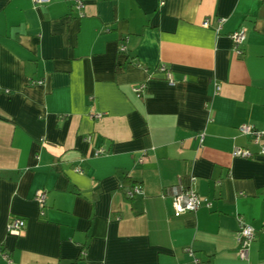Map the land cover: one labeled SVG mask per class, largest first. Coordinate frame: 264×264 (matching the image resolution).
<instances>
[{"label": "crops", "instance_id": "1", "mask_svg": "<svg viewBox=\"0 0 264 264\" xmlns=\"http://www.w3.org/2000/svg\"><path fill=\"white\" fill-rule=\"evenodd\" d=\"M82 13L0 0V264H194L188 248L202 264H264V156L238 130H264V0H85ZM177 185L211 206L174 216Z\"/></svg>", "mask_w": 264, "mask_h": 264}, {"label": "built area", "instance_id": "2", "mask_svg": "<svg viewBox=\"0 0 264 264\" xmlns=\"http://www.w3.org/2000/svg\"><path fill=\"white\" fill-rule=\"evenodd\" d=\"M34 3H46L49 0H31ZM73 7L77 11L78 16H81L82 10L84 8L85 0H72ZM224 19L219 18L217 20V29H219L220 25ZM202 27L209 26V20L206 18L201 23ZM231 42H232V49L236 54L241 53L240 46L244 42L245 39V29L240 28L229 35ZM119 50L121 52L125 51V47L123 45H119ZM157 71L164 74L165 78L167 79L168 83H172L173 79L171 78V74L167 67L164 64H160L157 67ZM32 84H41V80H33L31 81ZM145 89V83H140L132 88V91L137 95L141 96ZM218 90V87L216 88ZM96 118L100 117V114L94 115ZM239 132L242 135L248 136L251 141L258 145L259 150L258 154L264 156V130H257L249 125H241L238 128ZM200 141H202V135L200 136ZM99 150L96 153H100ZM233 156L236 157H244V158H251L254 154L245 148L235 147L232 151ZM142 193V188L139 184H133L125 189L124 194L128 197H133L135 195H139ZM171 196H172V209L174 216H180L185 213H194L198 208L201 206L210 207L211 202L208 201L206 198L197 194V192L192 188H185L182 185H177L171 189ZM46 199V193L44 190H37L34 195V200L38 204L39 208L42 209L44 207ZM25 228V222L22 218L17 216L10 217L7 225L6 231L9 235L18 236L20 235ZM254 238V228L245 223L243 220H239L238 228L236 230V242H237V249L236 253L239 259L247 260L248 257V249L249 245ZM186 252L189 256L192 257L194 264H202L199 260L193 257L192 251L188 248ZM2 258L7 262V264H12V260L10 259V255L8 252H2Z\"/></svg>", "mask_w": 264, "mask_h": 264}, {"label": "trees", "instance_id": "3", "mask_svg": "<svg viewBox=\"0 0 264 264\" xmlns=\"http://www.w3.org/2000/svg\"><path fill=\"white\" fill-rule=\"evenodd\" d=\"M133 184H136V183H132L131 185H133Z\"/></svg>", "mask_w": 264, "mask_h": 264}]
</instances>
